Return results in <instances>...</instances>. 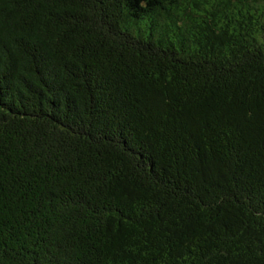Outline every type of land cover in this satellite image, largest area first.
<instances>
[{"label": "trees", "instance_id": "1", "mask_svg": "<svg viewBox=\"0 0 264 264\" xmlns=\"http://www.w3.org/2000/svg\"><path fill=\"white\" fill-rule=\"evenodd\" d=\"M0 264H264V0H0Z\"/></svg>", "mask_w": 264, "mask_h": 264}]
</instances>
